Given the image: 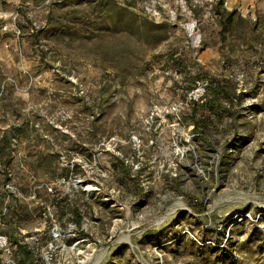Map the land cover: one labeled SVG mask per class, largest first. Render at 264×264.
Segmentation results:
<instances>
[{
	"label": "rangeland",
	"instance_id": "obj_1",
	"mask_svg": "<svg viewBox=\"0 0 264 264\" xmlns=\"http://www.w3.org/2000/svg\"><path fill=\"white\" fill-rule=\"evenodd\" d=\"M11 132L0 264H264V0H0Z\"/></svg>",
	"mask_w": 264,
	"mask_h": 264
},
{
	"label": "trees",
	"instance_id": "obj_2",
	"mask_svg": "<svg viewBox=\"0 0 264 264\" xmlns=\"http://www.w3.org/2000/svg\"><path fill=\"white\" fill-rule=\"evenodd\" d=\"M199 109V107H198V104L196 103V102H194L193 103V111H194V114H196ZM193 119H196V117H194ZM196 123V122H195ZM195 128L199 131V133L202 135L203 134V132H202V130H199V128L197 127V124H195ZM13 137V132H11L10 134H9V136H8V138H7V142L5 141V143L3 144V147H1L0 149H1V151L2 152H4V153H9V155L11 154V152H12V146H11V138ZM76 215H77V217H76V222H78V224L80 223V221H81V218H80V215H79V213L78 212H76ZM22 250L24 251V253L26 254V256L28 257V258H31V255H30V252L29 251H27L25 248H23L22 247Z\"/></svg>",
	"mask_w": 264,
	"mask_h": 264
},
{
	"label": "built area",
	"instance_id": "obj_3",
	"mask_svg": "<svg viewBox=\"0 0 264 264\" xmlns=\"http://www.w3.org/2000/svg\"><path fill=\"white\" fill-rule=\"evenodd\" d=\"M204 88H197L196 92L202 95L204 93ZM195 93V92H194ZM9 238L6 234L0 233V250L1 251H9Z\"/></svg>",
	"mask_w": 264,
	"mask_h": 264
},
{
	"label": "crops",
	"instance_id": "obj_4",
	"mask_svg": "<svg viewBox=\"0 0 264 264\" xmlns=\"http://www.w3.org/2000/svg\"><path fill=\"white\" fill-rule=\"evenodd\" d=\"M228 264H231V263H228ZM235 264H240V263H235Z\"/></svg>",
	"mask_w": 264,
	"mask_h": 264
}]
</instances>
